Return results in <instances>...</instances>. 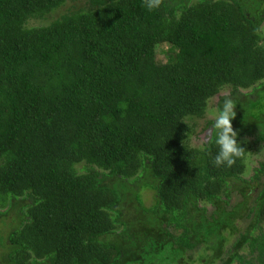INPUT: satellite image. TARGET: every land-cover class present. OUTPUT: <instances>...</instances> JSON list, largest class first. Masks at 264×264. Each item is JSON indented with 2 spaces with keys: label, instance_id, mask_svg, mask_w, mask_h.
<instances>
[{
  "label": "trees",
  "instance_id": "16d2710c",
  "mask_svg": "<svg viewBox=\"0 0 264 264\" xmlns=\"http://www.w3.org/2000/svg\"><path fill=\"white\" fill-rule=\"evenodd\" d=\"M75 1L0 0V264H264V164L188 144L227 87L264 144V0Z\"/></svg>",
  "mask_w": 264,
  "mask_h": 264
},
{
  "label": "clouds",
  "instance_id": "9594fccd",
  "mask_svg": "<svg viewBox=\"0 0 264 264\" xmlns=\"http://www.w3.org/2000/svg\"><path fill=\"white\" fill-rule=\"evenodd\" d=\"M142 5L148 12H154L163 6V0H142ZM223 95L224 99L218 109L213 106L215 98L208 102L203 119H211L212 123L206 129L204 142L215 145V155L210 161L215 168L232 169L238 162L246 159V150L241 143H238V133L232 124L236 118L237 104L226 92ZM187 119V117L184 118L185 124H187ZM189 138L195 139V137Z\"/></svg>",
  "mask_w": 264,
  "mask_h": 264
},
{
  "label": "rangeland",
  "instance_id": "374dc122",
  "mask_svg": "<svg viewBox=\"0 0 264 264\" xmlns=\"http://www.w3.org/2000/svg\"><path fill=\"white\" fill-rule=\"evenodd\" d=\"M88 0H76L75 2H69L68 5L61 9L59 12H57L54 17L50 20L53 21L59 17H61L62 15L66 14V11L68 9L72 8H83L86 6ZM43 22L40 21H32L30 23L31 27H36V26H40L42 25ZM261 33L264 36V25L261 28ZM169 48L167 46L164 47V49L162 50H157L156 52V61L158 64L160 65H164L166 63H168L169 60H171L174 57V53H168ZM227 93L229 95L230 93V88H224L220 95L215 97V100L213 101V106L215 108H217L218 106V102L220 97L224 96L223 93ZM191 123V125H193V131L190 134L189 137H195V139L189 138L188 139V144L195 149H203L204 145H205V133H206V129L208 127H210L209 123L212 122L211 119H192L189 121ZM198 130V131H197ZM245 141V143H247L248 147H249V152L248 155L246 157V170H245V174L243 176L244 179H250V177L253 176L254 171L256 169H258L260 167L261 164H264V144L262 143H256L254 139L251 138H244L243 139ZM144 199L146 202L147 206H151L154 203V195L150 192H145L144 193ZM238 198H234L232 204H235L237 202ZM203 205V204H202ZM209 212L212 211V208L210 206H207ZM197 258L195 260L192 261V264H198L197 263Z\"/></svg>",
  "mask_w": 264,
  "mask_h": 264
}]
</instances>
